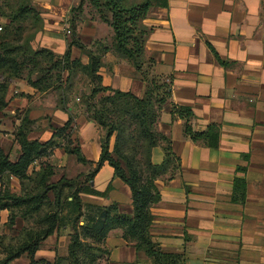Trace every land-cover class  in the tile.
Masks as SVG:
<instances>
[{
    "label": "crops",
    "instance_id": "0c3cea01",
    "mask_svg": "<svg viewBox=\"0 0 264 264\" xmlns=\"http://www.w3.org/2000/svg\"><path fill=\"white\" fill-rule=\"evenodd\" d=\"M78 3L34 0L42 18L40 48L64 54L70 39L63 36V23ZM140 27L146 33L141 70L109 46L99 75L103 87L137 98L144 96L146 80L171 82L157 131L170 139L177 161L173 170L154 182L160 200L151 207L153 242L164 252L182 254L185 264H264V0H165L164 6L149 10ZM74 30L86 49L93 51L105 40L111 45L113 31L98 18H81ZM70 53L73 60L89 61L75 46ZM4 103L0 131L8 134L0 133V148L10 162L20 155L15 133L27 120L28 141L56 142L52 154L34 165H49L54 183L82 173L88 178L84 187L106 192L104 196L79 193V208L71 197L63 200L60 223L41 243L45 249L36 253V261L55 264L67 257L78 215V231L92 225L110 206L132 217L130 188L106 162L95 171L103 131L72 97L65 108H56L45 95L17 81L9 86ZM173 106L188 108L191 131L207 136L193 140L185 134L186 121L173 117ZM69 118L67 139L78 148L83 162L66 153L64 138L53 136ZM163 159L162 149L154 147L151 163L159 165ZM235 178L245 182L243 202L232 199ZM4 189L20 195L21 182L14 176L3 177L0 191ZM9 216L10 211L0 210V227ZM101 247L107 255L96 264H154L134 241L124 238L121 228L109 231Z\"/></svg>",
    "mask_w": 264,
    "mask_h": 264
},
{
    "label": "trees",
    "instance_id": "16d2710c",
    "mask_svg": "<svg viewBox=\"0 0 264 264\" xmlns=\"http://www.w3.org/2000/svg\"><path fill=\"white\" fill-rule=\"evenodd\" d=\"M84 0H81V7ZM91 4L96 7H102L110 13V17L99 13V20L107 24L113 31L112 44L110 49L122 58L131 62L137 71L141 70L140 59L143 60L145 31L141 29L140 22L147 16L150 9V2L142 0L135 5L126 6L128 0H91ZM162 5H165L163 0ZM98 9V8H97ZM72 21V20H71ZM70 21V25L71 22ZM73 32L70 33V40L67 50L63 55L57 56L49 50L44 49L41 53H45L50 58L56 59L54 63L62 65V69L70 70L73 66L82 65L92 83V88L87 96L81 98V109L83 114L90 120L94 121L98 126L106 130L105 137L101 140V155L96 164L97 171L103 163L113 168L114 175L122 183L126 184L131 191V199L133 206L132 217L119 214L115 206L102 209L98 215V219L90 226H81L80 230L76 229L79 215L74 219V233L71 235L70 244L68 246V254L66 258H58L56 262L66 261L67 264H96L107 253L101 247L109 231L121 228L125 239L135 242V248L143 250L145 254L153 260L154 264H185L182 254L167 253L162 251L159 246L153 242L150 236V228L153 216L150 209L160 200L159 192L154 182L161 176L165 175L169 170L175 168L177 158L171 150V141L162 133L156 130L159 115L170 97L171 82L165 80L150 79L147 81V89L142 98H137L130 93L112 90L102 86V78L99 75V69L103 65V55L109 48L103 45L97 46L95 52L87 50L86 47L77 38L74 25H71ZM3 31H0V35ZM139 35V40L132 37ZM68 36V37H69ZM132 42L133 47L130 46ZM72 46L79 48L88 56V63L84 66L79 59H71L70 49ZM34 85L31 83L30 86ZM6 92L2 95L0 101V109L5 106L4 98ZM101 95L97 102L94 99ZM174 116L185 119V134L193 140L205 138L207 134H198L191 131L189 121L192 113L188 108L174 107L171 110ZM23 123L15 133V140L20 146V155L16 162L9 161L0 148V181L3 177L9 178L14 176L21 183L28 178V169L36 161L41 158H47L52 154L55 141L49 140L44 144L37 141L27 140V130L29 122L23 120ZM72 118L64 124L63 127L57 129L53 136L65 139L63 145L66 153L74 154L83 162L79 155L78 148L72 147V143L67 137L71 130ZM115 136L113 150L110 151V138ZM211 145H215L214 143ZM154 147H160L164 153V159L161 164L154 165L151 163V150ZM131 151L132 156L129 158L124 155ZM123 159L125 167L117 161L114 156ZM134 166L140 167L145 172L146 178L142 185L139 184L138 178L134 173ZM42 167V166H41ZM44 167H47L45 165ZM41 169V168H40ZM239 170H244L239 168ZM92 176V175H91ZM77 179L68 180L61 178L55 185L46 187V192L36 197H22L11 194L7 189L0 191V210L10 211L9 220H13L14 211L21 206L28 207L31 203L36 205L30 211L40 210L43 198L47 191L58 189V193L54 196L53 208L57 213L47 218L48 225L38 232L36 242L31 251L23 250L17 254L5 258L0 264H10L19 258L22 253H27L30 264H36L35 254L38 245L52 235L56 226L60 223L58 211L62 208V201L71 197L75 201L77 207H80L78 198L79 193H91L104 196L105 193H98L88 187H78L75 184ZM70 191L65 194L64 191ZM245 191V182L243 179L235 178L233 181V201L243 202ZM64 193V196H62ZM62 196V197H61ZM45 262V261H44ZM55 262V263H56ZM45 264H50L45 262Z\"/></svg>",
    "mask_w": 264,
    "mask_h": 264
},
{
    "label": "rangeland",
    "instance_id": "374dc122",
    "mask_svg": "<svg viewBox=\"0 0 264 264\" xmlns=\"http://www.w3.org/2000/svg\"><path fill=\"white\" fill-rule=\"evenodd\" d=\"M140 1L142 0H128L126 6L135 5ZM147 1L151 4L150 9L163 6V0ZM80 2L81 0L69 10V25L72 20L71 25L73 24L74 28L76 22L81 18L99 19V13L110 17V13L104 8H95L91 4V0H84L81 7L79 6ZM99 2L103 3L102 0H99ZM41 19L38 6L34 4V0H0V26L3 28L0 35V101L9 86L14 85L17 81H23L29 86L31 83H34L31 87L36 89L41 95H45L50 102L55 103L56 108H65L66 104L70 103V97H72V101L75 104H79L81 107V98L90 93L93 82L85 73L87 71L82 69V65L73 66L72 69L64 71L62 65L54 63L56 60L54 57L50 58L45 53H41L44 50L39 46ZM71 25L70 30L73 32ZM62 33L63 36L69 39L71 38L64 31ZM133 38L139 40L140 36L136 35L135 37L134 35ZM100 45L106 48L111 46L108 40L100 43ZM129 47H133L132 42H130ZM92 52H95V50ZM141 61L143 60L140 59L139 62ZM83 65L85 66L86 64ZM142 66L143 63L141 62L140 67L142 68ZM100 96L98 95L93 102H97ZM49 128L51 129L52 126H49ZM100 128L103 131L102 140L106 135V130L102 127ZM0 133L3 135L8 134L1 131ZM114 142L115 136L113 135L110 138V151L113 150ZM15 155L16 153L12 155L13 159H15ZM124 155L130 158L132 152L128 151ZM114 158L125 167L123 159L117 157V155ZM125 171L126 173L129 172L126 167ZM134 173L133 175L139 179L138 182L142 185L146 178L145 172L140 167L134 166ZM53 175L55 173L49 165L47 167H38L37 164H32L28 169V178L21 183L22 189L20 195L17 196L37 198L40 194L46 192V187L53 186L57 183L53 182L55 178L51 179ZM129 176L132 177L131 175ZM76 178L75 184L77 188L84 187L88 182V178L82 173L77 174ZM57 191L58 189L47 191L46 196L43 198L44 201L40 204V210L30 211L31 207L33 209L36 206L34 205L37 202L36 199L35 203H31L30 206H21L16 209L13 220L10 221L8 218L7 222L0 227V263L5 258L13 256L20 251L32 250L36 242V236L42 235L38 234V232L48 225L47 218L57 213L56 209L53 208V200L56 193H58ZM64 193L70 194V191L65 190ZM64 193L62 196H64ZM40 246L38 245L36 251L38 254L45 249V246L42 248ZM18 260L15 263L14 260L10 264H30L27 253H22ZM36 264H45V262L37 261ZM55 264H67V262H56Z\"/></svg>",
    "mask_w": 264,
    "mask_h": 264
},
{
    "label": "built area",
    "instance_id": "2783aa9c",
    "mask_svg": "<svg viewBox=\"0 0 264 264\" xmlns=\"http://www.w3.org/2000/svg\"><path fill=\"white\" fill-rule=\"evenodd\" d=\"M2 30V27L0 26V31ZM63 31L65 32V34L68 36L71 33L70 30V25H69V21H65L63 23ZM166 82H168V80H165Z\"/></svg>",
    "mask_w": 264,
    "mask_h": 264
}]
</instances>
